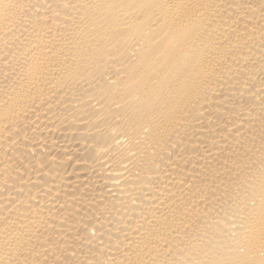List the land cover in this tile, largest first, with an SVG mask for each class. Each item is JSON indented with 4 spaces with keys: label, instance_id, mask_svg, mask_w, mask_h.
<instances>
[{
    "label": "bare ground",
    "instance_id": "obj_1",
    "mask_svg": "<svg viewBox=\"0 0 264 264\" xmlns=\"http://www.w3.org/2000/svg\"><path fill=\"white\" fill-rule=\"evenodd\" d=\"M0 264H264V0H0Z\"/></svg>",
    "mask_w": 264,
    "mask_h": 264
}]
</instances>
